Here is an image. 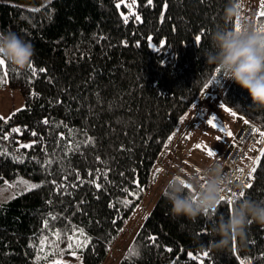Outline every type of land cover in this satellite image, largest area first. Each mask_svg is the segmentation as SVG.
Here are the masks:
<instances>
[{
	"label": "trees",
	"instance_id": "trees-1",
	"mask_svg": "<svg viewBox=\"0 0 264 264\" xmlns=\"http://www.w3.org/2000/svg\"><path fill=\"white\" fill-rule=\"evenodd\" d=\"M120 1L0 0V31L32 43L36 69L33 75L29 65L20 70L6 59L0 66V76L8 73L0 87L19 90L25 103L7 123L10 116L0 120V184L21 176L40 185L0 202V264H37L38 255L69 244L80 229L90 238L79 249L83 264H105L145 204L162 153L204 94L264 129V109L252 106L246 90L222 75L204 87L217 74L203 50L224 23L227 0H135L131 9L125 5L132 0ZM260 3L243 0L257 26L264 22ZM255 167L251 187L234 201L264 202V157ZM170 208L161 190L116 264H264V225L250 223L245 240L228 249L210 248L220 239L210 229L227 217V206L195 222L173 218ZM133 246L138 257L128 255Z\"/></svg>",
	"mask_w": 264,
	"mask_h": 264
},
{
	"label": "clouds",
	"instance_id": "clouds-1",
	"mask_svg": "<svg viewBox=\"0 0 264 264\" xmlns=\"http://www.w3.org/2000/svg\"><path fill=\"white\" fill-rule=\"evenodd\" d=\"M243 0H227L223 11V25L213 31L210 45L203 50L207 65L219 69V75L246 90L252 106L264 109V31H260L254 16H245ZM240 17V29L230 27ZM0 54L13 66L23 70L32 62L34 46L15 31H0ZM231 178L223 174L218 160L187 178L180 174L169 179L162 189L170 203L173 218L186 217L195 222L217 209L221 197L226 195ZM185 184L190 185L186 188ZM243 193V181L240 184ZM256 222L264 225V202L244 198L234 201L227 217L216 218L209 234L220 239L209 242L210 248L228 249L246 238V228Z\"/></svg>",
	"mask_w": 264,
	"mask_h": 264
},
{
	"label": "rangeland",
	"instance_id": "rangeland-1",
	"mask_svg": "<svg viewBox=\"0 0 264 264\" xmlns=\"http://www.w3.org/2000/svg\"><path fill=\"white\" fill-rule=\"evenodd\" d=\"M120 3L122 2L120 1ZM31 6L36 7L35 5ZM24 105V98L19 90H14L10 87H0V116L7 118L13 112L23 108ZM225 107L218 97L206 95L205 98L201 99L196 108H192L185 122L183 121L180 132L174 140L175 142L160 157L159 169L161 171L146 195L145 204L139 208L137 217L129 225L122 239L112 247L109 259L105 264H116L118 262L128 247L139 222L149 213L152 204L171 177L180 174L187 178L197 173V169L200 171L210 161L217 160L227 152L246 118L238 114L236 116L231 115L224 110ZM212 116L216 117L217 128H212L207 123V119H210ZM220 125H223L226 130L231 131L234 134L233 137H228L224 132H221ZM218 136L220 137L219 140H217ZM21 144H28V142L21 141ZM196 144L207 145L208 148L217 152L218 155L209 157L203 147L201 149L195 148ZM19 180L27 181L29 184H38L36 181L21 176L13 180H6L5 182L8 184H15V187L3 190L2 194H0V202L11 200L13 196H17V193L21 194L26 191L25 185L17 183ZM5 182L0 184V189H5ZM76 237L81 240L84 239V237L79 236V232ZM58 248L60 251L54 253L53 260H61L62 264H83L79 254L80 248L73 247L69 249L68 244ZM67 249L70 250L71 256L66 255ZM73 252H75V255L72 254Z\"/></svg>",
	"mask_w": 264,
	"mask_h": 264
},
{
	"label": "snow or ice",
	"instance_id": "snow-or-ice-1",
	"mask_svg": "<svg viewBox=\"0 0 264 264\" xmlns=\"http://www.w3.org/2000/svg\"><path fill=\"white\" fill-rule=\"evenodd\" d=\"M121 2H124V0H121ZM148 3L151 4L152 3V0H148ZM120 6H121L120 3H117L116 4V7L117 8H119ZM125 6L128 7L129 9L133 8L135 6V0H132V3L126 4ZM238 7H243V4L242 3L241 4H238ZM30 10L31 11H39V9H30ZM257 15H258V17H264V0H261V3H260V11L258 12ZM135 19L136 20H140V17L138 15H136L135 16ZM124 21L127 23V21H128V17L127 16L124 17ZM258 27H259V30L260 31H264V22H260ZM235 28H236L237 31H239V29H240V17L239 16L236 18ZM200 40H201V37L200 36H197L196 39H195V42L196 43H199ZM4 65H5V58H4V56L2 54H0V66H4ZM29 68L32 70V74L35 75L36 74V69L32 66V64H29ZM40 71L43 72V71H45V69L42 68V69H40ZM215 71H216V74L217 75L211 76V78L205 83V85H204L205 88H208V86L210 84H212L214 81L217 80V77L219 75V69H216ZM7 76H8V73H7V70H5L3 72V75L0 76V85L6 84L8 82ZM33 95H35V93H33ZM224 110L227 111V112H229L233 116H236L237 115V113L235 111H233L232 109H230V108L225 107ZM13 115H15V113H13ZM10 119H11V116L8 117L6 120H5L4 117H0V120H5V123H7V121L10 120ZM44 123H48V121L45 120ZM207 123L212 128H217V126H218V124L216 122V117L215 116H212L210 119H207ZM244 123L245 124H248V121L247 120H244ZM220 131L221 132H224L225 135L228 136V137H233V135H234L231 131L226 130L223 125H220ZM255 131H257L258 134H259V136L261 137V142H264V131H260L259 129H256ZM12 132H20V129L19 128H13L12 129ZM32 135L35 136L36 133L33 132ZM4 139H7V136H5ZM172 139H173L172 136H169L168 137L169 143L171 142ZM219 139H220V137L218 136L217 137V140H219ZM167 146L168 145L166 144L165 147H167ZM21 147L30 148V147H32V145L31 144H22ZM202 147L206 151V154L209 157H215V156L218 155L217 152H215L214 150L208 148L207 145H203V146L201 144H196L195 145V148H197V149H201ZM0 154H6V152L0 151ZM260 157H264V150H261L260 151V156L257 157V159L253 162L254 165H259L260 164ZM48 163H51V161H48ZM156 171L157 172H160L161 169H156ZM197 171H199V169H197ZM255 171H256V167L254 166L251 169V172L249 173V177L250 178H251L252 174L255 173ZM17 183L25 185L26 186V188H25L26 191H31L32 189H35V188H37V187L40 186V185H37V184H29L27 181H24V180H19V181H17ZM135 183H136V189H137V191L142 190V189H140L139 182L136 181ZM5 185H6L5 189H0V194H2V191L3 190H7V188L15 187V184H8L7 182H5ZM96 187L99 188L100 185L97 184ZM185 187L186 188H190L191 186L185 184ZM245 187L250 188L251 187V184H247V185H245ZM124 191H125V193L127 195H135L136 194V192H131L130 193L128 189H124ZM19 194L20 193H17V195H19ZM243 196H244V193H241L240 194V197L242 198ZM232 197H235V193L232 194ZM12 198H15V197L13 196ZM121 203H123L126 207L129 205V201L128 200L121 201ZM233 204H234V199L233 198L224 196V197H221V200L218 202V207L219 206L226 205L227 206V210L230 211L231 208H232V206H233ZM218 207H217V209H215L213 211L214 212H217L218 211ZM114 223H115V221H114ZM45 227H47V222H45ZM54 235L56 236V239L57 240L60 239V233L59 232H56ZM79 236L85 237V239L81 240V239L77 238L76 237V234H75V230H73V235L68 237V240H69L68 248L69 249H72L73 247H75V248H83V247H86L88 245V243L90 242V238L89 237H86L83 229H80L79 230ZM150 240L153 241V242H155L156 237H154V236L153 237H150ZM43 244H44V242L42 241V245H41V248H40V251L41 252L44 251ZM233 250H235V246H233ZM58 251H60V249L54 244L53 245V252L52 253H45L43 257H41L40 255H38L36 257L37 264H38V262H39V260L41 258L47 260L48 255L54 254L55 252H58ZM167 251L168 252H171L172 249L171 248H168ZM72 254L75 255V252H73ZM128 255L129 256L135 255V256L138 257L140 255V253L133 246V247H130L129 248ZM188 255L192 259H196V257L193 256L191 253H188ZM203 255L204 256H208L209 253L208 252H204ZM126 259H127V257H126ZM53 264H62V261L61 260H54L53 261ZM240 264H245V262L243 260H241L240 261Z\"/></svg>",
	"mask_w": 264,
	"mask_h": 264
},
{
	"label": "built area",
	"instance_id": "built-area-1",
	"mask_svg": "<svg viewBox=\"0 0 264 264\" xmlns=\"http://www.w3.org/2000/svg\"><path fill=\"white\" fill-rule=\"evenodd\" d=\"M205 97L206 94L202 96V98ZM245 120L248 121V124L243 121L230 148L217 159L223 165V174L229 176L232 181L225 196L233 199L240 196L241 181H243V191L246 188L245 185L253 182V174L250 178L249 173L255 166L253 162L260 156V151L264 148V142H261V137L255 131L256 129L264 130L253 120L248 118ZM233 193H235V197H232Z\"/></svg>",
	"mask_w": 264,
	"mask_h": 264
}]
</instances>
